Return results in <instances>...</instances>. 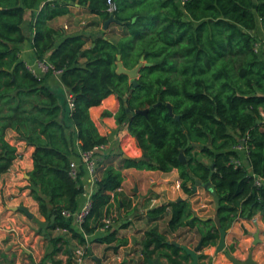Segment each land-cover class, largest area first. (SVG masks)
I'll return each instance as SVG.
<instances>
[{"label": "trees", "instance_id": "obj_1", "mask_svg": "<svg viewBox=\"0 0 264 264\" xmlns=\"http://www.w3.org/2000/svg\"><path fill=\"white\" fill-rule=\"evenodd\" d=\"M38 1L0 0V179L19 157L17 146L6 138L8 131H15L19 140L34 147L28 188L40 214L51 228L67 229L86 244L63 215L78 209L85 191L86 167L81 165L73 177L71 162L79 158L77 144L90 151L108 143L90 108L116 94L119 110L114 115L105 110L103 116L127 126L133 139L126 149L131 158H123V150L120 161L113 153H98L93 207L82 225L86 234L105 226L106 217L113 220L112 193L123 186L127 168L177 169L189 196L197 181L210 183L226 230L238 218L260 214L264 222V185L256 186L254 177L264 178V44L257 34L259 19L264 29V0H114V13L107 9L108 0L46 1L31 23L33 48L39 61L62 71L59 88L47 82L52 69L39 77L20 57L19 46L28 39L26 14ZM71 5L103 21L114 16L121 36L115 41L67 36L51 26V20L71 12ZM142 58L150 65L140 69L134 87V80L118 72V64L133 69ZM67 92L73 96L72 109ZM245 137L251 170L237 164L243 154L234 149ZM133 149L147 159L131 156ZM182 151L187 164L180 160ZM169 213L166 232L146 231L145 258L163 253L171 264L189 263L191 256L167 241V233L188 226H198L201 248L217 246L220 232L214 219L194 214L188 199L151 209L148 216L159 220ZM116 234L111 231L95 241L113 243Z\"/></svg>", "mask_w": 264, "mask_h": 264}, {"label": "crops", "instance_id": "obj_2", "mask_svg": "<svg viewBox=\"0 0 264 264\" xmlns=\"http://www.w3.org/2000/svg\"><path fill=\"white\" fill-rule=\"evenodd\" d=\"M46 1L39 0L35 8L27 12L25 26L27 27L28 39L19 46L21 59L28 66L34 68L37 67L39 60L33 48L34 30L31 23ZM56 1L72 4L71 0ZM71 6V12L51 20V26L61 28L67 36L86 34L95 38L103 35L113 41L121 36L122 27L117 22H111L109 28L106 29V21H103L98 15L89 13L79 5ZM257 34L264 44V29L260 19L258 20ZM47 82L53 87H62L60 79L53 73L48 76ZM119 107L118 96L112 94L103 100L99 106L90 108L91 117L99 132L108 137V143L103 146L99 154L113 153L117 155L122 150L126 151L127 143L133 141L126 125H118L114 116H103L105 110L114 115ZM10 136L12 137L10 143L17 146L19 157L14 161L11 170L0 179V264H56V262L59 264H99L94 256L104 257L103 264H171L163 256V253L147 258L142 253V240L146 231L158 228L159 231L166 232L161 223L167 218L168 221L171 218L169 213L167 217L162 219L150 220L148 212L172 201L188 199L193 204L192 208L197 212L196 215L202 219L213 218L217 214L216 202L213 201L211 204L205 202L209 200L211 194L208 191L207 196L203 195L201 189L207 191V188L199 186L197 190L194 189L195 193L191 196L183 191L177 169L163 172L127 168L123 170L125 175L123 186L112 193V195H116V200L113 202L111 215L117 217L118 221L113 222L111 219V230L103 226L97 228L93 234H86L83 226L72 221V228L82 233L86 239V244L82 245L72 237L69 230L51 228L50 223L40 214L38 203L32 198L28 188L29 172L34 167V147L19 140L15 131H11ZM79 151L80 147L77 144V152ZM140 154L138 149H133L131 156L138 157ZM245 155L242 157L247 164L248 157L246 158ZM138 174L150 175V193H147L148 188L143 180H140L138 186L136 185L137 181L134 177H137ZM22 175L24 180L21 178ZM83 182L85 191L78 198V207L82 206L88 194H94L96 191V184L92 183L88 173L84 175ZM21 188L23 192H21ZM19 206L29 208L34 217L30 218L23 211L15 210ZM259 218L258 225L253 224L251 219L238 218L228 230L226 242L228 248H234L233 255L237 258L246 260L253 253L256 264H264V222L261 216ZM111 231H117V239L113 243L95 241L96 238L105 237ZM258 231L260 232V245L253 248L254 234ZM169 235L172 236L170 240H167L169 243L176 241L190 249H195L201 239L198 226L184 227L176 232L167 233V237ZM186 238L190 239L186 240ZM168 252L170 251L168 250ZM198 253L201 256L203 254L209 256V258H200L199 264H234L228 257V259L225 258L224 253L216 254V246L201 248ZM12 257L13 263L11 262ZM192 262V258L189 263L182 260V264H192Z\"/></svg>", "mask_w": 264, "mask_h": 264}, {"label": "built area", "instance_id": "obj_3", "mask_svg": "<svg viewBox=\"0 0 264 264\" xmlns=\"http://www.w3.org/2000/svg\"><path fill=\"white\" fill-rule=\"evenodd\" d=\"M47 1H53V0H47ZM107 9L110 13L116 12L118 9L116 2L114 0H108V8ZM28 67L30 68V70L35 75H37L39 77L43 76V74H46L50 69H52V73L58 79H60V76L62 73L61 70L54 69L53 66L50 65V63H48L47 61H39L37 64V67H35V68L30 67V66H28ZM68 103H69V108L72 109L74 107L72 94H69V96H68ZM246 140H247L246 137L241 139L240 143L234 146V149L243 155L246 154L245 156L248 157V146L246 145ZM103 146L104 145H102L100 147H96L90 151H82L80 149V151L78 152L79 158L73 159L71 162V172H70L71 175L73 177H77L79 170L81 168V165H83L84 167H86L87 173L90 175L92 183L96 184V180L98 177L97 163H98V160L100 159V157L98 156V153H99V151H101V149H103ZM237 164L238 165H247V167H249V170H251V166H249L248 163L246 164L244 162L243 157L237 161ZM254 177H255V185L256 186L264 185V178L263 177L258 176V175H254ZM92 197H93L92 193L88 194L87 199L82 204V206L78 207V209L76 211L65 210V211H63V215L66 218L71 219L73 222L77 223L78 225L82 226L92 211V207H93V198ZM260 216H261L260 214L255 215L253 218H251V222L255 225H258ZM104 222H105L106 228H108L112 223L110 218L105 219Z\"/></svg>", "mask_w": 264, "mask_h": 264}, {"label": "water", "instance_id": "obj_4", "mask_svg": "<svg viewBox=\"0 0 264 264\" xmlns=\"http://www.w3.org/2000/svg\"><path fill=\"white\" fill-rule=\"evenodd\" d=\"M135 20V19H134ZM111 22H117L116 18L114 16H112L110 19H108L106 22H105V27L106 29L109 27V24ZM99 37H103L105 39H107L106 36H103V35H99ZM118 59L120 60L121 59V55H118ZM144 65H150L149 63H145V60L144 58H142L141 60V63H139L135 68L133 69H127L125 68L121 61H119V69H118V72L119 73H124V74H127L132 80H134V87L137 86V78H138V75H139V71L140 69L144 66ZM130 94V93H129ZM170 106V109H171V112H172V108H171V105ZM138 113H147L148 110H143V111H140L138 110L137 111ZM177 119H179V115L176 116ZM123 158H131L129 155L127 154H123ZM138 160H146L147 157L146 156H141V157H138L137 158ZM180 160L183 164H187V158L185 156V154L183 153V151L181 152V155H180ZM199 186H204L205 188H210L211 187V184L210 183H207V184H203L201 181H197L196 184L194 185V189L197 190V187ZM15 210H20V211H23L28 217L30 218H33L34 217V214L30 212L29 208L25 207V206H19V207H16ZM217 227L219 228V232H220V237H219V241H218V244L216 246V254H219V253H222L224 251L227 250V242H226V237H227V234H228V230L224 229L221 225V221H220V217L218 214H216L214 217H213ZM203 220H207V218H203ZM259 235H260V232L258 231L256 234H254V238H255V242L254 244H258L260 242V238H259ZM173 244H175L176 246L178 247H182V249H184L192 258L193 262L192 264H199V260L201 258V255L198 253L200 250H201V247H202V243L200 242L199 245L195 248V249H190L189 247H187L186 245H181L180 243L176 242V241H173L172 242ZM227 257L234 263V264H256V261L254 260L253 258V253L250 254L249 258L246 259V260H241L239 258H237L235 255H233L232 253H227ZM94 258L96 259V261L99 263V264H103V259L104 257H98V256H94ZM155 262H158V260H155Z\"/></svg>", "mask_w": 264, "mask_h": 264}, {"label": "rangeland", "instance_id": "obj_5", "mask_svg": "<svg viewBox=\"0 0 264 264\" xmlns=\"http://www.w3.org/2000/svg\"><path fill=\"white\" fill-rule=\"evenodd\" d=\"M27 28V27H26ZM109 28V27H108ZM107 28V29H108ZM69 92H68V96H69ZM68 96H67V99H68ZM11 135V131H8V133H7V136H6V138H7V140L10 142L11 140H12V137L10 136ZM197 149L198 150H200L201 149V147L200 146H197ZM125 153L127 154V155H130V151L129 150H126L125 151ZM118 155V154H117ZM123 157V156H122ZM199 159H201L202 161H204V162H206V163H210L211 162V160L210 159H208V158H206V157H204L203 155H199ZM121 160V157H119V155H118V158H117V161H120ZM22 180H24V176L22 175ZM135 178V181H137V183H136V185L138 186L139 184H140V180H143L146 184L145 185H147V188H148V192L147 193H150V191H151V184H149L150 183V175H146V174H138V176L137 177H134ZM174 180V179H173ZM175 181V180H174ZM171 185V184H170ZM200 187H203V186H200ZM135 189H136V186H135ZM201 191H203V195H206L207 196V194H209V192L208 191H210V190H208V188H207V191H204L203 189H201ZM21 192H23V189L21 188ZM146 193V194H147ZM210 198H208L209 200H206L205 202L208 204V202H210V204L211 203H213V201L214 202H216L215 201V197H214V195H213V193L212 192H210ZM206 198V197H205ZM207 199V198H206ZM191 203V202H190ZM193 204H191V209H192V211L194 212V214H196L197 212L196 211H194L193 210ZM216 207H217V204H216ZM113 217V222L115 221H118V218L117 217H115V216H112ZM165 217H167V215L165 216ZM168 219V218H167ZM164 220L162 223H161V226L163 227V229H164V231H166V228H167V222H168V220ZM235 223V222H234ZM234 225V224H233ZM232 225V226H233ZM108 228H110V227H108ZM172 238V236L171 235H169L168 237H167V239L168 240H170ZM188 239H190V238H186V240H188ZM259 245H260V243L259 244H254L253 245V248H254V246H257V247H259ZM229 248H232V247H229ZM229 248L227 247V250L226 251H224V252H222V253H224L225 254V258L226 259H228L227 258V253H232L233 254V252H231L230 250H229ZM229 250V251H228ZM228 251V252H227ZM11 262L13 263V257H12V259H11Z\"/></svg>", "mask_w": 264, "mask_h": 264}]
</instances>
